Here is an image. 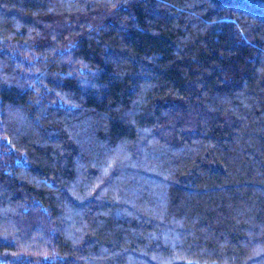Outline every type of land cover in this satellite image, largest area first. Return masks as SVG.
Wrapping results in <instances>:
<instances>
[{
	"label": "trees",
	"instance_id": "1",
	"mask_svg": "<svg viewBox=\"0 0 264 264\" xmlns=\"http://www.w3.org/2000/svg\"><path fill=\"white\" fill-rule=\"evenodd\" d=\"M0 264H264V0H0Z\"/></svg>",
	"mask_w": 264,
	"mask_h": 264
}]
</instances>
